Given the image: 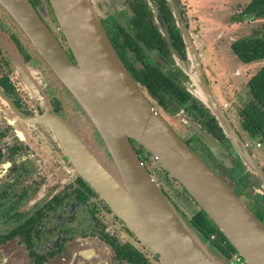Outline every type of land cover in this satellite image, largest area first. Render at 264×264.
Instances as JSON below:
<instances>
[{"label": "flooded vegetation", "instance_id": "obj_1", "mask_svg": "<svg viewBox=\"0 0 264 264\" xmlns=\"http://www.w3.org/2000/svg\"><path fill=\"white\" fill-rule=\"evenodd\" d=\"M28 1L74 63L72 55L45 18L43 0ZM183 1L89 0V3L117 57L145 98L160 111L164 121L176 117V124L179 118L169 112L164 103L166 99H172L182 106L186 118L180 117V120L189 131L180 125V135L165 121L167 125L232 193L248 200L245 204L264 227V212L255 208L251 201L259 196L247 187L249 177L239 179L243 177V172L248 174L249 169L242 163L246 171L242 170L240 174L234 171L242 158L219 131L221 129L209 110L191 93L195 90L191 77H195L197 84L198 81L183 33L195 48L213 98L223 113L227 108L209 83L210 73L203 62L200 38L193 34L191 19ZM249 2L246 0L238 8L237 14ZM254 22L262 23L259 25L261 27L250 30L249 34L238 39L264 27V19L231 21L232 25ZM234 41L230 42L229 49ZM9 45L30 69L27 77L33 81L34 88L28 86L26 75H22L8 57L5 48H10ZM233 58L242 66L260 65L255 73L264 65V60L243 64L234 54ZM146 84L155 87L158 97L150 93ZM220 102L226 105L224 109ZM44 113L59 117L61 114L68 123L71 117L75 121L81 118L89 127L88 136L92 142L100 146L94 126L84 111L27 39L0 11V264H161L83 180L74 159L55 131L38 121ZM190 123H198L222 148L232 151L231 167L221 163L227 172L209 159L206 149L195 142L190 134ZM235 132L245 145L238 131ZM74 133L84 143L76 129ZM131 145L146 167L150 155L138 144L131 141ZM228 171H233V177ZM154 173L156 183L158 186L162 184L165 192L160 189L169 197L173 207L186 221L191 222L199 210L187 217L178 205L177 195L167 183V178L162 179L155 170ZM260 211L263 215H260ZM211 235L214 241L221 240L218 232ZM218 242L220 246H227L225 241ZM234 255L233 250L229 258Z\"/></svg>", "mask_w": 264, "mask_h": 264}, {"label": "water", "instance_id": "obj_2", "mask_svg": "<svg viewBox=\"0 0 264 264\" xmlns=\"http://www.w3.org/2000/svg\"><path fill=\"white\" fill-rule=\"evenodd\" d=\"M47 1L74 63L28 0H0V11L46 62L94 126L103 159L88 149L61 117L44 113L38 118L55 131L83 180L161 264L232 263L171 205L137 157L132 141L182 187L244 264H264V227L145 98L117 57L89 0ZM183 35L204 105L254 176L253 194L264 200V173L224 117L205 81L195 48ZM11 61L34 88L23 62L14 54ZM190 125V134L212 158L231 167L232 154L198 125Z\"/></svg>", "mask_w": 264, "mask_h": 264}, {"label": "rangeland", "instance_id": "obj_3", "mask_svg": "<svg viewBox=\"0 0 264 264\" xmlns=\"http://www.w3.org/2000/svg\"><path fill=\"white\" fill-rule=\"evenodd\" d=\"M183 3L186 5L191 19V29L193 31V34L197 37V39L200 38V45L202 48L201 51L204 58L203 62L206 64L210 73L209 83L214 89L215 95H218V97L221 98L220 101L227 104V108L224 109V113H222L228 120L233 130H237L240 136L243 138L244 144L246 145L249 153L253 154L259 166L264 169L263 143L258 140H248L239 127L241 120L239 112L250 101L246 83L249 78L255 73L257 66L260 65L242 66L237 64L238 61L235 59L236 62H234L233 54L228 47L231 41L249 34L250 30L257 28L260 24L262 25V23L254 22L236 25L231 24V18L237 14L238 8L242 7V5L246 3V0H185L183 1ZM43 8L45 9L44 14L48 24H50L53 32L59 37L63 46L68 49L66 42L64 38H62L63 36L59 31L57 22H55L56 20H54V15L50 12V8L46 3V0H43ZM5 50L11 60L13 59L14 54V57L17 56V58L22 62V60L19 58V56L11 46L10 48H5ZM24 66L25 69L30 72L28 66ZM191 79L192 84L195 85V90L191 93L195 97L199 98V100H201L203 102L202 104L204 105L205 103L202 99V95L199 92L195 77H191ZM152 107L160 116H162L161 113H159L160 111L154 105H152ZM60 116L68 125L69 123L71 125H74V127L72 126L73 131L74 129H76L79 135L82 136V141L87 145V147L91 149V151L98 158L103 159L101 153L102 148L100 146L98 147L95 142L93 143L88 136L89 127L85 123V121L83 122L81 118H77V120L75 121L73 120L74 117H71L68 123L61 114ZM176 116L179 118L177 124L175 122L176 117L170 119L166 118L165 121H167L169 125H171V127L178 133L180 132L178 129V126L180 125L186 127V130H188L189 128L181 122L180 116ZM258 143L260 145L259 148L256 147V144ZM145 166V169L149 174H151L155 182L158 181L156 180L157 178L155 176L154 170L162 179L167 178V183L169 184L170 188L173 189L175 195H177L178 205L183 209L182 211L186 213L187 217H190L191 214H194L199 210V207L186 194L182 187L176 181L169 178L167 174L163 173V171L151 157L148 160V163H145ZM159 186L158 187L165 192L163 187H161L162 184ZM167 199L172 205L173 203L170 201L169 197ZM240 199L244 203H248V200L245 197L241 196ZM262 201L264 200L262 199ZM229 263L236 264L231 262Z\"/></svg>", "mask_w": 264, "mask_h": 264}, {"label": "trees", "instance_id": "obj_4", "mask_svg": "<svg viewBox=\"0 0 264 264\" xmlns=\"http://www.w3.org/2000/svg\"><path fill=\"white\" fill-rule=\"evenodd\" d=\"M255 19H264V0H250V2L240 11L239 14L231 18V21L243 22V21H253ZM230 49L233 52V54L237 57V59L243 64H250L253 62L263 61L264 60V27L255 29L251 32L249 36L243 37L241 39H238L232 42L230 45ZM147 83H150V82H147ZM146 85H147V88H149L150 93L152 95L157 96L156 91L154 89L155 87L150 86L148 84ZM247 89H248L250 101L239 112V116L241 118L239 127H240V130L245 134L248 140H252V141L258 140L261 143H263V146H264V65L254 75H252L249 78L247 82ZM160 104L163 106L162 102ZM164 105H165V108L168 109V111L171 112L173 115L176 116V112H180V116L183 119L186 118L182 113L183 111V109L181 108L182 106L177 104L172 99H166ZM196 125H198L201 128V126L198 123ZM202 130L205 131L209 135V133L206 130L204 129ZM223 136L226 140H229L225 137L224 134ZM192 137L195 140V142H197L201 147H203L202 144H200V142L196 138H194L193 135ZM229 144L233 148L230 140H229ZM205 153H206V156L212 161H214V163L217 164V166L220 169H222L224 172H227V170H225L221 166L220 162L212 158V156L207 150L205 151ZM229 153L232 154V151ZM242 163L243 161H241L239 165L243 166ZM239 165H237L234 168L235 169L234 171H236L239 174L242 170L246 171V169H244V166L242 168ZM228 172L229 173L231 172L230 176H232L233 171H228ZM242 174H243V177L240 176L239 179H243L245 176L249 177V180L246 181L247 182L246 185L249 189H251V184L254 182V176L250 172L248 174H244L243 172ZM233 194L238 197L237 194L235 193ZM259 197L257 198L254 197L251 201L254 204L255 208L258 207L259 210H262L264 212V201H262V198L261 197L259 198ZM259 213L260 215H263L261 211ZM254 217L260 222V220L255 215ZM188 224L205 241H209L208 238L212 233L218 232L215 226L211 223V221L200 210L198 214L193 216L192 221L188 222ZM218 235L220 236L219 238H221V240H218V241H225L227 243L226 247L220 246L218 241H209V242H211L212 247L215 249V251L218 254H221L222 256H224L225 259L230 260L231 258L229 257L232 255L233 249L231 248L229 243L221 236L219 232H218Z\"/></svg>", "mask_w": 264, "mask_h": 264}, {"label": "built area", "instance_id": "obj_5", "mask_svg": "<svg viewBox=\"0 0 264 264\" xmlns=\"http://www.w3.org/2000/svg\"><path fill=\"white\" fill-rule=\"evenodd\" d=\"M226 107L225 104L222 105V108L224 109ZM246 146V145H245ZM256 147L259 148V144H256ZM209 241H214L215 238L214 236L210 235L209 238H208ZM231 261L232 263H236V264H243L242 261H241V257L240 256H236L234 255L232 258H231Z\"/></svg>", "mask_w": 264, "mask_h": 264}, {"label": "crops", "instance_id": "obj_6", "mask_svg": "<svg viewBox=\"0 0 264 264\" xmlns=\"http://www.w3.org/2000/svg\"><path fill=\"white\" fill-rule=\"evenodd\" d=\"M257 161V160H256ZM257 164H258V162H257ZM259 165V164H258Z\"/></svg>", "mask_w": 264, "mask_h": 264}]
</instances>
